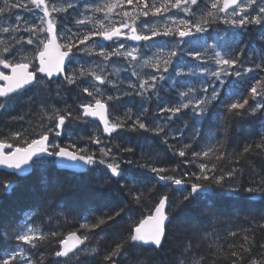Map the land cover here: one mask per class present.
Segmentation results:
<instances>
[{"label":"snow or ice","instance_id":"obj_1","mask_svg":"<svg viewBox=\"0 0 264 264\" xmlns=\"http://www.w3.org/2000/svg\"><path fill=\"white\" fill-rule=\"evenodd\" d=\"M133 5L131 12L123 11L121 6L124 3ZM201 0H109L102 4L86 6L80 17L75 19L73 31L72 27L61 24V17L66 18L69 9L76 7L72 0H0V35L7 39L0 41V112L7 110L8 106L22 96L25 91L42 87L48 90L51 95L50 85L56 84L55 96L63 99V93L71 91L74 87L80 93L91 97V100L81 102L77 108L71 106L58 108L43 104L41 107L38 125L39 131H31L28 128L22 130H10L7 135L0 133V165L6 166L14 171H23V166L29 165L35 157L41 163L46 158H55L60 161L61 167L89 166L90 171L102 166V175L108 181L120 183L121 191L127 189V206H120L110 214H104L95 218L89 223L87 220L80 225L86 232L78 235L77 232H69L64 238L58 231L44 232L39 227L31 226V222L19 226L14 234L17 245L11 249H6L5 254L0 256V264H45L43 256L29 255L32 249L38 248L42 244L59 245L51 255L56 258H68L70 254L76 255L78 252L88 251L86 242L90 241L91 233L109 222L116 223L122 220L124 215L132 211L131 205L143 206L146 200H152L155 186L148 187L139 179L140 174L125 175L124 164H136L138 168L145 169L154 174L158 181L164 182L165 186L176 185L186 186L194 177L190 184L191 191L187 192V187L183 191V199L179 202L169 204L170 196L167 193L161 194L154 201V208L150 209L149 216L140 219L139 222L132 221L133 227L128 230L126 236L119 238L114 246L107 249L102 256V264H121V257H125L128 248L139 249L142 252H156L163 246V241L167 235V226L170 222V209L181 207L184 201H189L194 193L210 190L213 186L223 188L226 178H235L237 169H218L217 163H200L199 172L193 173L188 179L175 175L178 164L172 167L159 166V162H153L150 154L143 163L132 159H122L114 153V148L121 153L135 154L133 146L115 144L112 147H99L98 153L91 151L87 146L81 147L75 141H70L67 145L54 142L55 138L61 137L63 130L68 123L90 122L88 118L99 120L103 126V134L112 138L114 134L120 135L123 132L131 133H153L156 137H161L162 142L168 145V150L174 155L185 158L181 162L191 163L186 158L191 156L195 159L200 157L208 158L214 155L216 161L229 160L230 163H239L241 160H248L251 164L252 157L264 159V134L247 143L242 150L235 153L230 159L223 150H218L222 145L209 146L204 151L192 150L193 141L197 139L199 133H195L188 142L178 139L183 135L177 130V135L172 136L176 144H169L168 123L174 117L191 110L193 122L201 118H210L212 110L217 107L220 101L221 89L215 83L223 86L230 79L247 80V74L258 71L264 74V46L261 47V54L257 57L255 50L249 59L252 66H245L242 58L247 51L239 48L236 37L239 33H232L231 36H221V32L226 33V29H220L216 36H207L213 39V44L201 43L208 34L213 24H224L233 29H249L251 26H259L264 29V0H206L203 8L200 7ZM14 9H23L33 14L34 19H26L16 14ZM121 9L122 15L129 20L120 21L116 27L112 19L113 15H120L121 12H114ZM176 9L183 12L184 16L177 18L176 15H166ZM104 13L103 18H96L88 13ZM42 13V15H38ZM161 17V23L141 21L138 25L136 21L140 16ZM15 17L13 20L12 17ZM93 22L94 27L87 29V24ZM63 27L64 30H61ZM127 29V32L122 31ZM26 33V35H25ZM128 40L152 41L156 37H169L161 44H148L149 48H156L153 55H146L142 48L136 46L128 47L124 43L118 44L110 50L103 44L93 41V37H101L104 41H115L120 37ZM188 38V39H185ZM259 39L264 41V31L259 33ZM229 40L235 43V47L229 45ZM181 44L187 45L181 48ZM83 45V47H82ZM199 45V47H197ZM239 48V51L236 49ZM56 52L53 62L51 52ZM22 53V54H21ZM77 53H83L89 57H97L93 63L95 67H85L68 70L67 65L74 62ZM178 55L191 57L193 61L202 63H214L215 70L201 67L200 64L174 66L173 58ZM113 56H121L127 62V71L131 69V75L136 77L137 83L128 82L126 89L123 87L124 81H114L106 72L107 65L111 63ZM38 62V63H36ZM188 67V72L183 69ZM151 68L153 73H142L137 69ZM173 69L175 77L185 75L196 76L201 74L214 78L213 81L204 83L200 89L189 86L186 91H179V102L165 105L158 108V114H167L168 123L161 124L152 118L149 121L150 108L148 102L153 97L157 101L161 99V92L165 91L164 84L170 79L164 75ZM10 70V71H9ZM119 68H113V74L118 75ZM62 77V79H60ZM164 82V83H161ZM179 83V81H177ZM111 86L118 95L107 94V89L103 86ZM248 96L245 98L232 100L224 103L223 115L229 119L237 117H256L264 119V75H260L247 88ZM199 93H202L199 94ZM131 98L128 103H132L137 111L128 108L123 116L111 117L109 112V102L122 101V98ZM79 98V97H78ZM137 98H139L137 100ZM259 98V99H257ZM32 98L29 97V102ZM254 101L250 104L249 101ZM23 116L12 117V120H23ZM47 120L45 124L43 121ZM227 122V121H225ZM187 127V125H186ZM32 137L29 140V137ZM93 144L103 143L102 137L97 133L89 138ZM26 145V146H24ZM10 150V151H5ZM64 161H71L72 164H64ZM220 174H216L217 172ZM212 172L213 175H208ZM251 184L243 189L232 187L229 190L233 193L244 191L253 196L264 199V170L255 172ZM115 178V179H114ZM12 187L11 181L0 183V189L9 191ZM150 224V228L145 225ZM242 240L228 243L227 248L210 247L207 255H200L198 259H192L191 264H264V242L257 245L256 231L264 233V218L256 225V228L243 230ZM251 233V234H249ZM237 232H229L228 237L237 238ZM72 243L69 244L68 241ZM23 245L30 247L25 249ZM84 245L83 248L80 246ZM259 247V253L254 254L253 249ZM92 253L99 255L98 250L91 248ZM183 259L178 264H189L188 257L195 256L193 246L189 244L185 248ZM48 264H60L57 261H48ZM138 264H151L145 257L138 261Z\"/></svg>","mask_w":264,"mask_h":264},{"label":"trees","instance_id":"obj_2","mask_svg":"<svg viewBox=\"0 0 264 264\" xmlns=\"http://www.w3.org/2000/svg\"><path fill=\"white\" fill-rule=\"evenodd\" d=\"M102 1L76 0L77 7L75 10L69 9L66 18H63L64 26L73 28L75 19L81 18L80 13L83 12V8L102 4L107 0ZM76 2L74 3L75 5ZM148 2L150 3L151 0H148ZM159 2L160 0H157V3ZM205 3L206 0H201L200 7L203 8ZM124 4L126 5V2ZM125 7L122 5V10H125ZM127 9L131 12L133 5H127ZM88 15L103 18L99 13L90 12ZM112 19H116V17ZM154 19L156 18L152 17L151 14L149 17L140 16L136 23L140 25L141 21L151 22ZM86 27L87 29H92L94 27L93 22H89ZM220 29H226V33H220L221 36H231L232 33H239L236 37L239 48L247 50L242 57L245 61V66H252V60L249 59L252 50H255L256 53L257 59L255 62H259L258 57L261 54V47L264 46V41L259 39V33L264 31V29H260L259 26H251L249 29H233L224 24H213L208 34H201L205 36L204 43L213 44L214 40L207 39V36L212 34L216 36V32ZM75 30L73 29V31ZM93 41L100 44L103 40L101 37H93ZM228 43L231 47L236 46L231 40ZM105 45L108 46L106 42ZM107 48L111 49V45ZM239 48L236 50L239 51ZM146 53L152 54L150 51ZM119 57L115 60V64L121 69V73L119 72L118 76L114 75L116 77L115 81L123 80V87L126 89L129 81L137 83V80L136 77L131 75V69L124 70L127 69V65L124 66L122 58ZM90 59L91 57L79 53L77 68L81 65L88 67V64L97 60V57L94 60ZM173 61L175 60L173 59ZM191 61L193 62L192 58L186 62ZM194 62L197 64V61ZM186 65L188 64L186 63ZM151 70L153 73V69ZM183 70L185 71V68ZM169 72H171L168 75L170 79L164 84L165 91L161 92V99L157 101L153 97L147 104L150 108L149 121L156 117L159 123H168L166 121L167 114L159 115L158 108L178 103L179 91H186L189 86L196 89L201 88L198 82L195 81L189 83V85L186 84L190 75L175 77L173 69ZM186 72H188V67H186ZM164 75L166 74L164 73ZM260 75L264 74L254 71L247 74L246 81L233 78L223 86L215 83V86L221 89V102H218L217 107L212 110V116L210 118H201L194 123L192 119L193 113L189 109L174 117L173 121L168 123L170 132L169 144L177 143L176 140L172 139V136L177 135V130L183 134L178 137L183 142H188L198 132L199 135L193 141L192 150L197 152L204 151L209 146L216 145L219 142L222 147L218 150L225 151L231 159L247 143L258 139L259 135L264 134V119L260 116L229 119L223 113L224 103L247 97L248 86L254 83L255 79H258ZM35 92L18 97L14 103L8 106L7 110L0 112V133L7 135L10 130H22L24 128H28L30 131L32 129L39 131L41 107L43 104L51 106L50 103L46 102L51 95H49V92H45L46 101L41 102L40 100L38 102L34 96ZM110 94L118 95L119 93L111 89ZM199 94L202 95V93ZM29 97L32 98L31 102H29ZM72 99L74 104L71 103ZM88 99L85 94L80 93L78 89L73 87L71 91L63 93V99L56 97L54 92L50 102L58 108H64L67 105L75 109L79 103L86 102ZM130 99L129 97H124L122 101H112L109 111L111 114L110 118L123 116L128 108H132L134 112L137 111V108L133 107L132 103L127 102ZM65 102L67 103L65 104ZM249 102L250 104L255 103L251 100ZM18 116H23V120L11 119ZM43 122L45 124L48 123L46 119ZM78 123L79 125L77 126L81 128L82 123ZM83 127L87 128L84 125ZM73 132V137L78 141L77 144L79 146L93 148L88 137H84L85 140H82L75 130ZM2 138L0 136V139ZM31 138L30 136L29 140ZM117 143L124 146H133L136 149L133 155L121 153L114 148V153L122 159H132L143 163L150 154L152 161H158L159 166L172 167L178 164L175 175L185 179H188L193 173L199 172L200 163L208 164L211 167V163L215 162L218 169H237L236 177L226 178L223 188L213 186L206 193H194L189 201L183 202L181 207L174 210L170 209V222L168 223L167 235L161 249L156 252H142L139 249L128 248L126 256L121 257V264H138V261L145 257L151 264H178V261L184 258L182 253L187 255L185 248L189 244L195 250V256L188 257L189 264H191L192 259H198L200 255H207L210 247L227 248L228 243L239 242L242 240L243 230L255 229L256 225L264 218V199L250 195L242 190L238 193H233L229 190L232 187L240 189L248 187L254 176L253 166L255 172H262L264 170V159L252 157V163L250 164L248 160H241L239 163H230L228 159L216 161L214 155H210L208 158L200 157L199 159L188 156L186 159L189 161L194 160V162L183 163L181 161L185 158L174 155L173 152L168 150V145L162 142L161 137H156L153 133H131L120 130V135L114 136L110 147ZM100 167H97L94 171L88 170L84 174L76 175L58 171L54 165L48 164L44 167H36L30 175L24 178L0 171V183L11 181L12 184L10 191L0 189V256L5 254L4 250L11 249L17 245L14 234L19 226L29 221L34 227H39L44 232L58 231L63 234L60 238H64L69 232H77L78 235H83L86 230L82 229L80 225L86 220L92 223L96 217L110 214L120 206H127V189L121 191L120 186L123 182L113 183V181L106 180L102 175L103 169ZM122 167L125 169L126 176L139 173V179L144 185L148 187L155 186L152 200H146L143 206L131 205L132 211L124 215L122 220L118 219L116 223L109 222V224L95 229L91 233L90 241L86 242L88 248L86 252H78L76 255H70L64 259L56 258L51 254L58 249L59 245L49 243L32 249L31 253L28 254L34 253L37 257L43 256L45 264H48L49 260H58L60 264H102L104 252L114 246V243L119 238L127 235L128 230L134 226L133 220L138 223L140 219L149 216L150 209L154 208V201L161 194L167 193L170 196L169 204L179 202L183 199V195L191 191L190 184L194 180L193 177L189 180L188 185L182 186L180 189H174L173 185L170 187L165 186L164 182L158 181L154 177V174L138 168L136 164H124ZM216 174H220V172L218 171ZM208 175L211 176L213 173L209 172ZM183 187H187V192L183 191ZM229 232H237L239 236L237 238L228 237ZM256 241L257 245L264 242V233L256 231ZM23 247L27 249L30 246L23 245ZM93 247L98 250L99 255L91 252ZM260 251L259 247L253 249L254 254ZM245 264H247V261Z\"/></svg>","mask_w":264,"mask_h":264},{"label":"rangeland","instance_id":"obj_3","mask_svg":"<svg viewBox=\"0 0 264 264\" xmlns=\"http://www.w3.org/2000/svg\"><path fill=\"white\" fill-rule=\"evenodd\" d=\"M104 1V0H103ZM102 1V2H103ZM107 1H109V0H107ZM94 6V5H93ZM84 10H85V8L83 9V12H84ZM127 11H129V10H127ZM114 12H118V9H116V10H114ZM90 13V12H89ZM99 14H101L100 16H104V13L103 12H101V13H99ZM172 14H174V15H176L177 16V18H180V17H183L184 16V13L183 12H179L178 13V11L176 10V9H172L171 10V12L168 14V15H172ZM167 15V14H166ZM115 15H113L112 16V18H115L114 17ZM121 18H122V20H129V18H125V17H123V15L121 14ZM154 18H156L155 20H153V21H151V22H155L157 25H159L160 23H161V17H154ZM113 21L115 22L116 21V19H113ZM117 22V21H116ZM150 22V23H151ZM127 30V29H126ZM128 31V30H127ZM126 31V32H127ZM201 35V34H200ZM186 39H188V38H186ZM201 43H204V41H202ZM186 47H187V45H186ZM197 47H199V45H197ZM151 52H152V50H151ZM113 58H115V56H113ZM187 58H191V57H187ZM113 64H115V63H113ZM113 64H111L110 65V63L107 65V68H106V72L108 71V69H110V73L109 74H112V75H114L113 74V68H118L117 66H115V65H113ZM193 64V62L191 63V65ZM197 64H200V66L201 67H207V68H209V69H211V70H215V64L214 63H211V62H208V63H202V62H199V61H197ZM190 66V65H189ZM137 71H140V72H142V73H152V70H151V68H143V69H140V68H138L137 69ZM119 74V73H118ZM198 82V84H199V86H201L202 87V85L204 84V83H208V81H214V78H211V77H208V76H204V75H201V74H197L196 76H190V78H189V81L186 83L187 85H189V83H192V82ZM45 92L46 91H44V90H40V91H37V92H35V94H34V96H35V98L38 100V102H40V100H41V102H44V101H46V99H45ZM52 97H53V95H51L50 96V98L48 99V101H46V102H48V103H50L51 104V106H55L54 104H52V102H50V100L52 99ZM45 102V103H46ZM61 102H62V100H61ZM67 102H65V104H66ZM71 103H73V99L71 100ZM59 104V103H58ZM63 104H64V102H63ZM61 105V104H60ZM110 147V146H109Z\"/></svg>","mask_w":264,"mask_h":264},{"label":"water","instance_id":"obj_4","mask_svg":"<svg viewBox=\"0 0 264 264\" xmlns=\"http://www.w3.org/2000/svg\"><path fill=\"white\" fill-rule=\"evenodd\" d=\"M50 55H51L52 61L54 62L55 61V58H56V52L55 51H52ZM90 119H92V118H90ZM93 121L98 122L99 125L103 129V126L100 124L99 120H93ZM34 159H36V158L34 157L33 160ZM63 163L64 164H72L73 162H71V161H64ZM56 164H57L58 169H60V170H67V171H71V172H75V173H84L87 170V168H88V166H86V165L85 166H73V167H61L60 166V161H58V160H56ZM23 168H24L23 171H14L12 169H8L4 165H0V170L6 171V172H10V173H15V174L20 175V176H26V175H28L31 172L30 163H29V165L23 166ZM176 187H178V186H176ZM204 192H207V191H201L199 193H204ZM145 227L146 228H150L151 225L150 224H146ZM68 243L71 244L72 241L69 240ZM82 246L83 245H81L80 247H82Z\"/></svg>","mask_w":264,"mask_h":264},{"label":"flooded vegetation","instance_id":"obj_5","mask_svg":"<svg viewBox=\"0 0 264 264\" xmlns=\"http://www.w3.org/2000/svg\"><path fill=\"white\" fill-rule=\"evenodd\" d=\"M21 14H22V17H24V18H28V17H30V15H31V13H28V12H26V11H24L23 9H21ZM14 17V16H13ZM13 17H12V19H13ZM14 20V19H13ZM25 35H26V33H25ZM7 38L5 37V36H3V35H0V41H3V40H6ZM0 46H2V45H0ZM22 54V53H21ZM71 66H73V63H72V65ZM60 79H62V77H60ZM50 87L53 89V91L55 92V88H56V84L55 83H52L51 85H50ZM72 104H74V103H72ZM58 138V137H57Z\"/></svg>","mask_w":264,"mask_h":264}]
</instances>
